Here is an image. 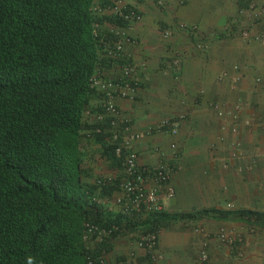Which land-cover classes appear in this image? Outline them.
<instances>
[{
    "label": "crops",
    "instance_id": "0c3cea01",
    "mask_svg": "<svg viewBox=\"0 0 264 264\" xmlns=\"http://www.w3.org/2000/svg\"><path fill=\"white\" fill-rule=\"evenodd\" d=\"M128 2L144 18L130 30L138 42L127 45V52L147 65L136 74L137 98H116L117 105L136 130L187 114L177 135L155 130L135 144L141 164H156L162 151L176 166V196L164 200L168 215L158 222L163 255L158 264H196L202 249L209 252V264H264V83L256 80L264 77V38L243 35L246 30L254 36L264 33V25L245 14L247 0L244 6L242 0ZM166 31H171L168 39ZM100 64L110 74H120V63L101 58ZM92 100L97 110L84 118L96 124L104 109L97 104L101 98ZM215 103L221 104L224 115ZM171 141L178 144L175 157ZM98 145L104 151L103 142ZM109 213L116 217L119 212ZM129 218L124 225L131 224ZM145 220L135 226L148 225ZM231 226L242 232L254 228L239 244L244 258L236 257L239 247L230 248L219 238L221 230L231 232ZM121 235L106 240L110 257H116L111 264H151L135 239L131 243ZM120 253L126 255L121 261Z\"/></svg>",
    "mask_w": 264,
    "mask_h": 264
},
{
    "label": "trees",
    "instance_id": "16d2710c",
    "mask_svg": "<svg viewBox=\"0 0 264 264\" xmlns=\"http://www.w3.org/2000/svg\"><path fill=\"white\" fill-rule=\"evenodd\" d=\"M95 1L0 0V264H111L110 244L87 239V222L117 224L115 238L127 227L157 232L168 215L142 211L148 225L129 218L124 228L128 217H113L84 184V112L105 96L90 86L100 62Z\"/></svg>",
    "mask_w": 264,
    "mask_h": 264
},
{
    "label": "built area",
    "instance_id": "2783aa9c",
    "mask_svg": "<svg viewBox=\"0 0 264 264\" xmlns=\"http://www.w3.org/2000/svg\"><path fill=\"white\" fill-rule=\"evenodd\" d=\"M90 12L93 19L92 33L97 42L99 59L107 58L120 63L121 66L120 74L112 75L99 62L90 82L91 88L95 89L96 93L105 94L102 97L104 112L99 114V119L107 125H98L90 133L93 136L107 135L115 149L116 156L122 161V173L119 178L115 179L118 187L115 204L126 215L125 217L140 214L142 211H163L164 200H171L176 196V189L173 185L176 166L168 163L167 154L162 151H160L162 158L156 164H141L135 144L155 130L177 135L182 123L187 120V114L181 112L165 117L157 126L149 125L145 130L134 129L132 120L123 113L115 99L135 100L140 92V79L136 74L141 66L144 67L147 64L139 63L131 58L127 52V45L138 42L130 30L143 20V12L126 0H96ZM246 12L264 23V0H251ZM243 35L246 38L253 37L258 41L264 38V33L254 36L248 30L244 31ZM164 37L170 38L171 31H166ZM176 63L179 61L176 60ZM235 69H240L239 65H236ZM219 78L223 79L224 75H220ZM256 80L264 83L263 76L257 77ZM214 107L219 115H224L220 103H215ZM177 149V142L171 141L170 150L174 152L173 157L177 155ZM97 184L105 187L110 184V181L107 177H102L98 179ZM100 200V198L97 199L98 202ZM86 229L87 239L95 237L96 241L100 242L108 240L109 237L112 238L120 231L117 224L105 227L92 222L86 223ZM219 238L224 242H230L233 237L224 228L219 233ZM158 242V232L150 229L139 232L136 240V244L149 256L151 264H158L163 258L162 252L158 249ZM209 263L208 250H200L196 264Z\"/></svg>",
    "mask_w": 264,
    "mask_h": 264
},
{
    "label": "rangeland",
    "instance_id": "374dc122",
    "mask_svg": "<svg viewBox=\"0 0 264 264\" xmlns=\"http://www.w3.org/2000/svg\"><path fill=\"white\" fill-rule=\"evenodd\" d=\"M245 1L246 0H242L241 6L245 5ZM250 1L251 0H247L246 6H244L245 8L243 7L246 15H247L246 11H247V8H248V2L250 3ZM109 21H111V20L109 19ZM97 104L99 105L98 107L101 108V106H102V108H103L102 102H98ZM88 106H93L92 108L88 107V109L91 110L92 112H93V109L97 110V106H95V103H93L92 99L90 100ZM120 109H122V107H120ZM122 111L124 112V110H122ZM89 125L93 126L94 124H89ZM84 136L85 137L83 138V140L81 142V151H82V153H83V155L85 157L84 164L87 167L86 168L87 171L84 174V184L87 186L88 189H90L92 191H95L97 194H99L101 196V198H102L101 201H102L103 204H105V206H106L105 208L107 209L108 212L109 211L110 212H112V211L118 212L119 211V207L115 204V196L118 193L117 192L118 189H117V186H115L114 184H116L115 179L117 177L119 178L121 173H122L121 163L117 159L116 156H114L115 158L106 157L105 153H103L102 150H100V145H98V142H103V145L104 144H107V146L110 145V141L106 138V136L104 138V141H103V139L101 140L100 138H96V139L92 140L91 139L92 136H89V135H86V134ZM102 177H107L108 178V180L111 183V184H108V185H110L109 187L101 188V186H99L97 184L98 179H100ZM167 202H169V201H167ZM86 207L89 208L88 202L86 203ZM90 207H91V204H90ZM163 212H165V210H163ZM104 217L106 219L109 218L107 214H104ZM130 218H132L133 220L134 219L138 220L139 222H137V223H139V224L143 223L142 221H140L141 219H143V216L141 214L132 215ZM124 228H126V225H124ZM248 228L249 229H247L245 232L244 231L243 232L240 231V229L237 230V227H235V226H231L229 228L230 231H231L230 235L233 238H231L230 242H226V244L228 243L227 246L230 247V248H233V249L234 248L237 249V247H239L238 250L236 251V257L237 258H244L245 257V252L239 246V244L243 243L245 241L244 240V237H245L244 235L246 233L251 234L252 232H254V228L253 227H248ZM127 230H124L122 233H120V235L122 234L121 235L122 238H125V239L129 238L131 240L130 241L131 243L134 242L133 240L135 239V242H136L137 236L136 235H131L134 232L133 231H129V230L127 231ZM132 230H137V229H132ZM235 234H239V236L234 237ZM246 237L248 238V235ZM105 254H106V257L108 258V260L111 263H113V258L115 259L116 257L115 256H113V258H112V256L110 257L109 254H112V253H108L107 252ZM125 257H126V255L120 253V256L117 259L119 261H121L122 258H125ZM111 259H112V261H111Z\"/></svg>",
    "mask_w": 264,
    "mask_h": 264
},
{
    "label": "clouds",
    "instance_id": "9594fccd",
    "mask_svg": "<svg viewBox=\"0 0 264 264\" xmlns=\"http://www.w3.org/2000/svg\"><path fill=\"white\" fill-rule=\"evenodd\" d=\"M127 2H128V0H126ZM130 3V2H129ZM130 5H132L131 3H130ZM102 102V101H101ZM103 104V103H102ZM117 104V103H116ZM103 109H104V107H103ZM91 110H89L88 109V107L86 108V110H85V112H84V117H89V116H92L91 115ZM103 112H104V110H103ZM124 113V112H123ZM125 114V113H124ZM126 115V114H125ZM128 117V116H127ZM130 118V117H129ZM92 124H94L93 126H92V128H91V130L90 131H87L86 133L89 135V136H92L91 137V139H96V138H100L101 140L102 139H104L105 138V136H106V138H107V135H103V136H93V134L92 133H90L96 126H98V125H102V126H107L106 125V122H103V121H100V122H96V124L95 123H92ZM108 139V138H107ZM110 141V140H109ZM110 145H111V142H110ZM117 157V156H116ZM117 159L120 161V163H121V167H122V161H121V159H119L118 157H117Z\"/></svg>",
    "mask_w": 264,
    "mask_h": 264
}]
</instances>
